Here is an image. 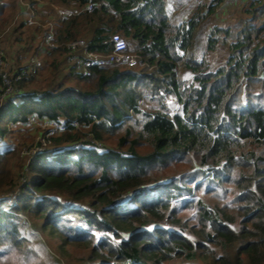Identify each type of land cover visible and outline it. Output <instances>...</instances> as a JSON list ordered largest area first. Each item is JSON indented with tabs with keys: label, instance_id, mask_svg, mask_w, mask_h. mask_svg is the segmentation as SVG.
I'll list each match as a JSON object with an SVG mask.
<instances>
[{
	"label": "trees",
	"instance_id": "obj_1",
	"mask_svg": "<svg viewBox=\"0 0 264 264\" xmlns=\"http://www.w3.org/2000/svg\"><path fill=\"white\" fill-rule=\"evenodd\" d=\"M44 1L72 9L55 16L57 47L31 53L51 81L30 89L35 71L14 82L0 108V140L30 117L65 128L33 155L13 210L43 219L61 248L86 249L83 264H264V0L214 26L207 52L228 43L230 53L215 70L190 51L223 0L199 4L181 25L169 22L166 0ZM4 9L0 0V21ZM113 34L136 65L93 66L87 76L66 69L68 43L108 54ZM161 90L180 113L170 115ZM12 150L0 152V173ZM218 190L220 198L206 197ZM2 242L21 239L0 207Z\"/></svg>",
	"mask_w": 264,
	"mask_h": 264
},
{
	"label": "rangeland",
	"instance_id": "obj_2",
	"mask_svg": "<svg viewBox=\"0 0 264 264\" xmlns=\"http://www.w3.org/2000/svg\"><path fill=\"white\" fill-rule=\"evenodd\" d=\"M197 1L199 0H191L193 4ZM242 1L223 0L216 6V12L204 23L198 33L196 49L191 50L190 54L192 53L197 60H204L211 70L227 64L230 54L229 46L227 43L224 46H219L214 52H207L206 41L214 26L225 27L232 22L233 17H238L241 14ZM4 2L5 9L0 21V66L1 72L7 74L15 64L21 65V63L29 62L30 59L27 60V58L32 57L31 53L36 45L41 48L46 47L43 31L44 29H54L55 6L58 5H55V2L48 3L44 0H4ZM197 4L198 2L193 6L194 10L198 6ZM209 4V6L214 5L211 2ZM69 10L72 9L69 8ZM207 23L208 25H206ZM222 35L220 38L223 37ZM229 38L231 39V37ZM22 58H24L23 62H21ZM36 59L41 62V67L31 80L30 89L44 90L51 81L52 72L43 58ZM178 75L184 83H191L192 75L189 73H184L182 69H179ZM2 93L3 87L0 85V108L7 97L3 98ZM162 93L163 95L159 94V97H165L172 108L170 115L176 111L180 113L181 105L176 103L173 96H169L164 90ZM51 128L39 121L34 124H30V122L10 124L7 135L3 140H0V152H4L6 149L14 150L10 154L6 167L0 173V207L13 215L15 226L19 231V239H21V243L17 246L7 245L5 242L0 243V264H83L82 262L85 261L86 249L61 248L60 241L49 236L47 229L46 231L42 229L43 219L13 210L23 196L22 188L29 176L28 168L33 155L47 147L48 138L60 134V131L51 130ZM173 167L182 171V169H186L187 165L180 166L181 169ZM174 171L171 170L170 173L175 175ZM193 181L194 179H191V182ZM204 192L205 189L200 192V195H203ZM222 195L218 190L211 191L206 197L218 196L220 198ZM180 212L181 215L188 214L186 209H182ZM164 224L166 225L167 222L165 221Z\"/></svg>",
	"mask_w": 264,
	"mask_h": 264
},
{
	"label": "built area",
	"instance_id": "obj_3",
	"mask_svg": "<svg viewBox=\"0 0 264 264\" xmlns=\"http://www.w3.org/2000/svg\"><path fill=\"white\" fill-rule=\"evenodd\" d=\"M87 8L90 9V5H88ZM71 13L72 10H69L68 8L55 6V16L64 17ZM43 34L44 42L46 44V47L44 48H56L57 44L56 42H54V29H44ZM110 42L112 47L111 51L108 54H97L95 52L90 51L87 43L83 40H76L68 43L66 45V48L69 51L65 59L66 68H72L76 73L82 76H87L90 73V67L93 66H110L121 64L133 66L137 64L136 57L134 55L126 53L127 41L123 36L119 34H113L111 36ZM36 58L37 57H31L23 70L16 71L13 73H2L0 66V81L3 87V98L13 93L15 81L22 79L25 74L34 73L41 67V62L38 61V59ZM159 94L163 95L162 90ZM38 121L39 120H37L35 117H30L28 123L30 122V124H34ZM43 125L50 126L52 127L51 130L55 129V131H58V129L62 130L65 128L64 125L58 123L43 122Z\"/></svg>",
	"mask_w": 264,
	"mask_h": 264
},
{
	"label": "crops",
	"instance_id": "obj_4",
	"mask_svg": "<svg viewBox=\"0 0 264 264\" xmlns=\"http://www.w3.org/2000/svg\"><path fill=\"white\" fill-rule=\"evenodd\" d=\"M166 1H167L168 19H169V22L171 24H173V25H181L186 20V18L189 15H191L190 12H194L195 11L193 6L197 2H198L197 5L203 4L206 7L208 6V4L210 2L209 0H199L195 4H193L191 2V0H166ZM249 1L250 0H243L242 1L243 4L241 3V5L242 6L245 5V4L249 3ZM192 4H193V6H192ZM186 15H188V16L186 17ZM208 19H210V17ZM206 25H208V23Z\"/></svg>",
	"mask_w": 264,
	"mask_h": 264
}]
</instances>
